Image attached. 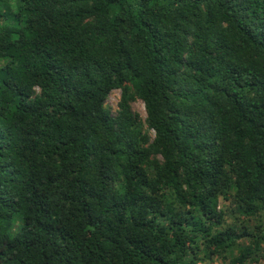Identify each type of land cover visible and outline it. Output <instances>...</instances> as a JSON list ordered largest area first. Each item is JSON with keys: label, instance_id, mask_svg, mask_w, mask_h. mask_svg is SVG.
I'll use <instances>...</instances> for the list:
<instances>
[{"label": "trees", "instance_id": "trees-1", "mask_svg": "<svg viewBox=\"0 0 264 264\" xmlns=\"http://www.w3.org/2000/svg\"><path fill=\"white\" fill-rule=\"evenodd\" d=\"M261 260L264 0H0V264Z\"/></svg>", "mask_w": 264, "mask_h": 264}, {"label": "rangeland", "instance_id": "rangeland-1", "mask_svg": "<svg viewBox=\"0 0 264 264\" xmlns=\"http://www.w3.org/2000/svg\"><path fill=\"white\" fill-rule=\"evenodd\" d=\"M119 98H120V91H113L107 98L106 105L110 108L112 113H114L116 108H117V103L119 101ZM131 107H132V111L135 112L136 114H138L140 119L142 121H144L146 115H145V110H144L143 104L140 101H135L131 104ZM231 211H232V208L228 209L226 211V215H228L230 217L235 216L236 214H232ZM230 217H229V219H227L228 222H232L230 220ZM208 264H222V263L220 261H214V262L208 263ZM258 264H264V261L261 260V261H259Z\"/></svg>", "mask_w": 264, "mask_h": 264}]
</instances>
